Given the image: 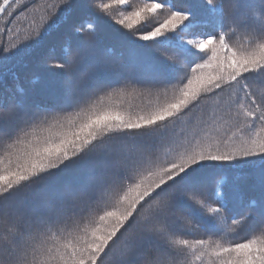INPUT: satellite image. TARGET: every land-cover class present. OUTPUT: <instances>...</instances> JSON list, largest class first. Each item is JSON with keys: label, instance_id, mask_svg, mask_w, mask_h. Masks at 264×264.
Segmentation results:
<instances>
[{"label": "snow or ice", "instance_id": "1", "mask_svg": "<svg viewBox=\"0 0 264 264\" xmlns=\"http://www.w3.org/2000/svg\"><path fill=\"white\" fill-rule=\"evenodd\" d=\"M0 16V264H264V0Z\"/></svg>", "mask_w": 264, "mask_h": 264}, {"label": "trees", "instance_id": "2", "mask_svg": "<svg viewBox=\"0 0 264 264\" xmlns=\"http://www.w3.org/2000/svg\"><path fill=\"white\" fill-rule=\"evenodd\" d=\"M39 2V0H37ZM30 23V20H26L24 18H21V20L18 22V27L23 29L27 26V24ZM0 26H3V17L0 16ZM10 39V37L5 34L4 36L0 37V42H7ZM43 49H37L34 53L33 56L28 58L29 59V68H18L16 71L18 75L20 76L21 81H25L30 75L32 68L34 66L35 59H37L41 54H42ZM5 83L7 85L12 84L11 77L6 78ZM41 85H37V87H40Z\"/></svg>", "mask_w": 264, "mask_h": 264}]
</instances>
